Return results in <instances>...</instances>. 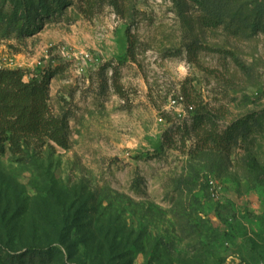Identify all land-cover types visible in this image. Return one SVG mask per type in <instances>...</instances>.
I'll list each match as a JSON object with an SVG mask.
<instances>
[{"label":"rangeland","instance_id":"obj_1","mask_svg":"<svg viewBox=\"0 0 264 264\" xmlns=\"http://www.w3.org/2000/svg\"><path fill=\"white\" fill-rule=\"evenodd\" d=\"M10 1L0 0L1 26ZM67 2L39 30L0 28V68L27 81L54 71L49 105L70 126L68 150L0 153V252L50 249L49 264H264V21L233 36L172 0ZM194 42L205 48L197 59ZM203 111L221 131L255 123L230 154L197 149L185 130L169 143L173 124L186 129Z\"/></svg>","mask_w":264,"mask_h":264},{"label":"trees","instance_id":"obj_2","mask_svg":"<svg viewBox=\"0 0 264 264\" xmlns=\"http://www.w3.org/2000/svg\"><path fill=\"white\" fill-rule=\"evenodd\" d=\"M3 1V0H2ZM6 1V0H4ZM89 7L96 3L108 4L118 10L126 0H78ZM93 2V5L90 3ZM181 12L189 6L200 12L199 22L205 29L224 28L233 36L248 35L255 32L264 21V0H255L247 7L243 0H172ZM11 14L3 18L0 28L7 32L26 33L34 26L39 30L43 22L61 14L69 7L67 0H11ZM250 8L252 10L250 11ZM3 8H0V15ZM2 20V19H0ZM39 23V25H37ZM263 26V25H262ZM0 30V31H1ZM128 54L135 61L136 41L129 37ZM205 48L198 42L189 46L190 54H197ZM56 73L45 72L38 78L26 80L22 70H0V153L21 156L33 143L52 145L62 150L70 148V126L66 115L52 113L50 84ZM254 117L247 116L221 131L216 118L209 112H196L189 127H175L169 130V143L176 133L197 140L196 148L205 152L230 154L239 141L247 136L254 125ZM175 131V132H174ZM166 138V137H165ZM168 144V143H167ZM163 144V147L167 145ZM169 148L172 145H167ZM52 250H32L26 254L0 252V264H49ZM54 255V256H55Z\"/></svg>","mask_w":264,"mask_h":264},{"label":"built area","instance_id":"obj_3","mask_svg":"<svg viewBox=\"0 0 264 264\" xmlns=\"http://www.w3.org/2000/svg\"><path fill=\"white\" fill-rule=\"evenodd\" d=\"M2 68H5V67H1L0 70H1ZM173 104L175 105L176 103L174 102ZM193 110H194V109H193L192 107H190V111H193ZM160 122L163 123V119H162V118L160 119ZM210 184L213 185V182H210Z\"/></svg>","mask_w":264,"mask_h":264}]
</instances>
